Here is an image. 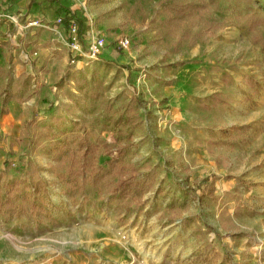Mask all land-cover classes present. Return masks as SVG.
I'll return each instance as SVG.
<instances>
[{"label":"rangeland","instance_id":"obj_1","mask_svg":"<svg viewBox=\"0 0 264 264\" xmlns=\"http://www.w3.org/2000/svg\"><path fill=\"white\" fill-rule=\"evenodd\" d=\"M165 1L57 0L55 10L65 15L64 7L69 8L87 27L81 37L77 26L71 32L66 28L68 45L46 60L58 71L51 79L55 98L41 107L40 97L32 103L30 91L21 90L26 74L15 76L17 89L5 107L1 92L10 81L0 89V170L12 173L32 159L48 166V159L31 154L29 147L37 123L67 114L71 74L99 77L117 103L138 96L143 124L131 160L150 159L148 166L158 171L154 187L161 192L149 194L143 211L126 214L101 205L80 209L54 181L53 220L44 215L42 224L25 216L0 222V264H264V145H236L249 134L223 124L232 102L229 93L192 94L200 84L196 76L205 77L212 62L219 72L250 80L256 94L264 88V51L241 26L249 12L264 15V0H179L208 3L203 18L218 22L214 35L199 36L205 24L200 16L192 18L187 27L193 34L184 40V27L159 25ZM225 35L231 45L221 39ZM99 41L104 43L94 56ZM194 60L203 63L197 75L185 70ZM7 73L2 70L0 79ZM209 100L213 106L205 104ZM12 101L16 106H10ZM183 107L190 108L187 116ZM15 108L26 115L18 128L10 114ZM78 115L85 112L78 110ZM181 140L188 145H172ZM211 185L214 190L208 192Z\"/></svg>","mask_w":264,"mask_h":264},{"label":"trees","instance_id":"obj_2","mask_svg":"<svg viewBox=\"0 0 264 264\" xmlns=\"http://www.w3.org/2000/svg\"><path fill=\"white\" fill-rule=\"evenodd\" d=\"M208 7L206 2L167 0L158 11L164 16L159 25L166 30L184 27V40L193 34L191 26L187 27L188 21L200 16L205 26L197 34L212 36L218 22L203 18V11ZM64 8L66 13L61 22L69 32L73 25L77 26L81 37L87 27L84 19ZM244 19L241 26L247 28L253 42L264 51V15L249 12ZM32 77L24 76L21 90L29 87ZM70 80L73 86L66 90L71 101L66 105L67 114L35 123L30 153L48 159V166L32 159L15 173L9 168L0 170V222L25 216L31 223L42 224L44 215L47 221L53 220L54 181L63 185V191L75 198L80 209L101 205L126 214L143 211L149 194L161 192V188L154 187L158 171L156 166H148L150 159L147 162L131 160L140 146L136 137L143 124L142 100L133 96L129 101L117 103L118 98L107 96L105 81L99 77L90 79L83 71L71 74ZM16 81H10L1 92L4 107L13 98ZM78 110H83L85 115H78ZM203 181L207 183L209 178ZM213 190L214 185L207 189Z\"/></svg>","mask_w":264,"mask_h":264},{"label":"crops","instance_id":"obj_3","mask_svg":"<svg viewBox=\"0 0 264 264\" xmlns=\"http://www.w3.org/2000/svg\"><path fill=\"white\" fill-rule=\"evenodd\" d=\"M56 3L57 0L55 2L52 0H0V12L9 15L0 22V68L10 72L0 79V89L3 83H8L6 80L14 82L15 76L19 74L31 75L33 77L26 89L32 94L30 98L32 103L36 104L37 99L41 98L40 107L42 104H49L48 100L55 98L52 91L54 86H51L54 80L51 79L57 69L53 71L46 60L51 61L53 55H57V49L68 45L66 27L61 22L64 13L55 10ZM234 33L236 34L237 31ZM221 39H224L226 44H232L228 35ZM46 50L49 55L47 59ZM230 54L231 52L228 53ZM207 66L210 67L205 77L197 78L196 76L200 84L193 88L192 94L207 98L218 93H229L233 99L231 98V105L222 116L223 124L237 126V129L246 128V133L249 134L246 139L238 140L236 145H264V88L256 94L257 88L255 85L251 86L250 80L238 78L240 75L235 73H223L222 70L219 72L218 63L212 62ZM202 69L203 63L196 60L189 62L185 68L186 73H195V75ZM41 73H44L43 78ZM226 76L229 77L228 80ZM199 101L197 100L190 108L196 109L195 104ZM14 103L15 101H12L10 106H16ZM205 104L213 106L211 100ZM190 108L183 107L182 112L185 116L190 113ZM10 114L17 128L26 117L24 109L15 108ZM219 128L222 132V126ZM234 133H230L228 137ZM242 134L237 135L242 136ZM172 145H188V143L186 140L172 141Z\"/></svg>","mask_w":264,"mask_h":264},{"label":"built area","instance_id":"obj_4","mask_svg":"<svg viewBox=\"0 0 264 264\" xmlns=\"http://www.w3.org/2000/svg\"><path fill=\"white\" fill-rule=\"evenodd\" d=\"M6 17H9V15L5 14L4 12H0V22H3ZM72 30H74V31L76 30L75 25L72 26ZM103 43H104L103 41H99L98 43H96L94 45V47H93V55L94 56H97V54L100 53V48L103 46ZM78 45H72V47L76 48V47H78Z\"/></svg>","mask_w":264,"mask_h":264}]
</instances>
